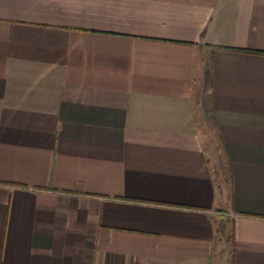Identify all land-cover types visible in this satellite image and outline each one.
Returning a JSON list of instances; mask_svg holds the SVG:
<instances>
[{
	"label": "crops",
	"instance_id": "crops-1",
	"mask_svg": "<svg viewBox=\"0 0 264 264\" xmlns=\"http://www.w3.org/2000/svg\"><path fill=\"white\" fill-rule=\"evenodd\" d=\"M0 264H264V0H0Z\"/></svg>",
	"mask_w": 264,
	"mask_h": 264
}]
</instances>
